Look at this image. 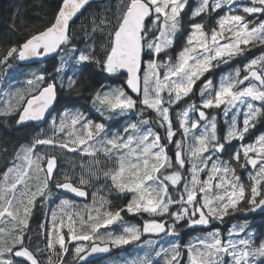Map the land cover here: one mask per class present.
<instances>
[{
  "label": "snow or ice",
  "instance_id": "snow-or-ice-1",
  "mask_svg": "<svg viewBox=\"0 0 264 264\" xmlns=\"http://www.w3.org/2000/svg\"><path fill=\"white\" fill-rule=\"evenodd\" d=\"M88 5L90 0H60L47 24L0 47V76L17 61L58 56L70 58L80 75L98 68L106 80L123 82L108 87L97 80L89 111L104 120L124 118L122 126L118 122L119 130L113 133L111 124L65 107L59 121L52 118L50 136L13 149L20 163L0 173V224L6 225L0 227V264H42L24 242L38 197L47 200L55 195L53 189L89 196V179L81 176L74 182L67 174H56L58 155L65 149L92 158L110 188L127 199L119 208L103 197L97 200L95 193L92 202L83 205L62 200L58 210H52L45 234L47 264H91L93 254L134 242L146 244L151 252L132 264H264V238L257 237L246 218L232 224L226 235L216 227L187 244L168 239L179 237L178 226L209 228L237 213L246 217L264 212V133L243 143L257 124L264 125V0H197L195 6L190 0H122L99 52L79 48L70 33V22ZM213 13L216 26L211 29L195 20ZM17 19L10 16L14 30ZM177 33L184 35V43L173 55L169 50ZM257 46L261 54L246 57L243 70L237 68L234 76H224L218 85L206 78V73ZM198 81L200 104L181 107L174 123L172 106L189 97ZM26 83V89L16 90L15 104L9 100L0 107V117L7 121L14 115L17 126L45 121L65 87L63 79L58 85L44 74ZM77 83L78 77L70 76L67 88ZM75 91L79 94V88ZM206 110H219L226 132L218 131V115ZM150 111L156 114L154 121L146 118ZM153 124L165 134L154 131ZM233 141L241 143L225 160L222 154ZM240 169H250L248 183ZM122 213L141 216L142 225H124L120 233L100 231L123 221ZM145 236L152 238L142 239Z\"/></svg>",
  "mask_w": 264,
  "mask_h": 264
},
{
  "label": "trees",
  "instance_id": "trees-1",
  "mask_svg": "<svg viewBox=\"0 0 264 264\" xmlns=\"http://www.w3.org/2000/svg\"><path fill=\"white\" fill-rule=\"evenodd\" d=\"M121 4L122 0H102L99 3L89 5L82 15L74 20L70 27V33L77 46L81 49L87 48L90 51H102L104 44L107 42L106 30L110 27L109 21L115 23L116 14ZM59 5L60 0H0V47L7 46L17 40H23L29 31L43 27L52 19ZM13 15L18 17V28L16 30L11 27L10 16ZM78 68L79 66L72 64L70 58H62L59 56L55 59L50 58L40 64L23 67L17 61L13 69L6 70L5 74L0 76V89H2L0 91V107H3L9 100L15 104L14 94L16 90L26 89L28 87L26 83L28 79H35L36 75L44 74L46 80L51 81L55 78L58 85L61 79L65 82V87L61 89L63 95L58 96V101L55 106L56 111L62 112L65 107H68V109H76L88 114L96 121H103L105 124H111L112 127H115L114 122L107 123L94 110L89 111L91 109L89 96L93 88L99 87V84L96 83L97 80L108 87L113 84L122 85V82L115 81L113 78L106 80L103 74H99L98 68L95 67L86 69L83 75H80ZM16 69L20 70L16 71ZM74 69L75 71H73ZM73 75L78 77V83L74 85L72 90H69L67 88L68 79ZM76 88H79V94L75 91ZM70 91L71 96H69ZM14 120V115L8 117L7 121L4 117H0V141H3V143H0V173L6 167L12 166L15 163V158L12 155L13 149L19 151L21 145L27 146L38 137V128L33 125H28L18 129ZM58 152L59 150H57ZM68 155L72 154L67 152V150H64L62 155H58L60 165H63L61 158L67 160ZM73 156L76 155L73 154ZM78 164L84 168V163L82 160H80V163H74L73 168L79 172ZM96 173L94 178L100 184L95 180L97 186L93 191L95 192L97 200H99L101 191H103L99 187L109 180H106L104 176L98 177V175L103 174L102 170H96ZM90 187H92V184ZM90 187L87 186L89 192ZM114 199L115 197H112L109 203L113 208H119L126 203V200L123 198L118 200ZM43 200V198H37L35 201L33 212L29 218L30 232L33 231L36 233L40 230L39 224L41 221L40 218L43 215V206L39 205V203ZM83 204L78 203V205ZM122 216L127 222L138 217L127 213H122Z\"/></svg>",
  "mask_w": 264,
  "mask_h": 264
},
{
  "label": "flooded vegetation",
  "instance_id": "flooded-vegetation-1",
  "mask_svg": "<svg viewBox=\"0 0 264 264\" xmlns=\"http://www.w3.org/2000/svg\"><path fill=\"white\" fill-rule=\"evenodd\" d=\"M188 18L185 17V21L187 22ZM196 21L204 23L206 26L211 29L212 27L216 26V16L215 14H212L211 16H201V17H196ZM184 34H186L189 29L185 25L184 29L182 30ZM184 43V35L181 33H177V39L175 43V47L172 50H169L173 55H175V52L179 50V48L183 45ZM261 52L258 50H255L253 54L250 55H245V56H238L232 61H230L228 64H222L220 67L213 69L209 73H206V78H211L213 80L214 84H219L220 80L226 76V75H235V70L237 68L243 70L245 64L247 63V59H251L253 57L259 56ZM247 57V59H246ZM202 86V81H198L197 85L194 87L193 91L194 93L199 92V88ZM211 114H217L218 115V131L219 132H226V125L223 123L222 117L219 116V110H206ZM196 115V114H195ZM240 121H242V115L241 117L238 118ZM160 133V131L158 130ZM260 133H264V125L257 124V126L251 130L249 134H246L245 141L243 143H247L251 140H253L255 137H257ZM163 136V135H162ZM241 142L239 141H233L232 145H226L225 153L223 155V159L225 160H230L231 159V149L234 146L239 145ZM242 156V153H241ZM250 169H240V175L241 179L245 182L248 183V172ZM125 200V199H124ZM245 218L249 221V226L250 228L256 233L257 237L261 236L264 237V212H260L258 214H254L253 212L247 213L246 217L245 214L242 213H237L232 217H227L225 218L224 223H220L218 221H214L213 224L209 228H202V227H196V228H187V227H180V235H203L207 231L211 230L212 228L218 227L222 233L226 235L228 228L232 224L236 223H242ZM185 242L183 241H180ZM116 251H121L124 252L123 249H117ZM103 261V260H100ZM102 263V262H100ZM92 264V263H91ZM93 264H98V263H93Z\"/></svg>",
  "mask_w": 264,
  "mask_h": 264
},
{
  "label": "rangeland",
  "instance_id": "rangeland-1",
  "mask_svg": "<svg viewBox=\"0 0 264 264\" xmlns=\"http://www.w3.org/2000/svg\"><path fill=\"white\" fill-rule=\"evenodd\" d=\"M248 1H249V0H248ZM109 87H119V86H118V85H111V86H109ZM173 106H175V105H173ZM173 106H172V107H173ZM60 115H61V114H59L58 116H54V117L57 118V121H59V117H60ZM97 115L100 116L98 113H97ZM153 115L156 116L155 113H154ZM100 117H101V116H100ZM52 118H53V117H52ZM52 118L49 120L48 124H47L44 128H42V129L40 130V132H39V135H40V136H43V135H48V136H50V135L52 134V129H51V127H50V123H51ZM101 118L104 119L103 117H101ZM146 118H149L150 120H152L151 116H147ZM104 121L107 122V123H109V122H115V121H109V120H104ZM111 131H112L113 133L116 132V131H113V129H112ZM61 135H63V134H61ZM15 163H16V164H19L20 161L15 160ZM89 169H91L92 171H93V170H95V171H96V170H99L97 167H90ZM59 171H62V169L60 168ZM102 176H103V174L98 175V177H102ZM109 181H110V180H109ZM95 185H96V184H95ZM99 188H100V187H99ZM111 192H112V189H111ZM93 193H95V192L93 191ZM53 197H55V195H54ZM101 197H103V196H100L99 199H100ZM103 198H105V197H103ZM90 202H92V199L90 200ZM60 203H61V201H60V202L57 201L56 206H55V207H54V206H51V207L49 208V211L52 212L53 209L58 210ZM50 204H51V203H50ZM42 205H43V209L46 208L45 205H47V200L44 199ZM46 219H48V220H47V222L44 224V225H45V227H44V228H45V229H44V232H43V234H42V232L40 233L41 235H44V238H43L42 243H41V244H42V246H41V250H45V252H44V255H38V256H39V259L42 261V264H47V251H46V238H45V234H46V231H47V229L50 227V224H51V213H50V215H49ZM127 224H131V223H130V222H127V221H125V220H123V221H121V222H117V223H115V224L109 226L108 229H101L100 231H101V232H105V231H113V232H115V233H120V232H122V230H123V226H124V225H127ZM0 227H6V225H4V224H0ZM65 231H66V229H65ZM150 252H151V249H150L146 244H143V243L135 244V245H127V246H125V248H124V252H121V253L119 254V257H120V258H121V257H126V259H124V260H121V259L118 260V259H117V260L114 262V264H132L133 261H138V260L142 259L146 254H149ZM153 259H155V257H153ZM107 264H111V263H107ZM161 264H163L162 261H161Z\"/></svg>",
  "mask_w": 264,
  "mask_h": 264
},
{
  "label": "water",
  "instance_id": "water-1",
  "mask_svg": "<svg viewBox=\"0 0 264 264\" xmlns=\"http://www.w3.org/2000/svg\"><path fill=\"white\" fill-rule=\"evenodd\" d=\"M95 1H100V0H90V4L91 3H93V2H95ZM86 9V8H85ZM84 11V10H83ZM83 13V12H82ZM81 13V14H82ZM81 14H78L77 15V17H79ZM77 17H74V19H73V21L75 20V18H77ZM73 21H71L70 22V26H71V24L73 23ZM47 60V59H46ZM43 61H36V62H33V61H25V62H20L21 64H23V65H30V64H33V63H42ZM55 106V105H54ZM53 106V109L55 108ZM53 109H50V111H49V114L48 115H46V118H45V121H46V119L51 115V113L53 112ZM45 121H39V122H33V121H28V122H26L25 123V125L26 124H30V123H34L36 126H40V125H42ZM59 191H61V190H59ZM62 192V191H61ZM63 193H65V194H67V195H71L73 198H75V199H77V200H83V201H85V200H87V199H85V198H80V197H76L74 194H71V193H67V192H63ZM256 212H260L259 210L258 211H256ZM111 249H110V251H108V252H103V253H95V254H93L91 257H89V260H91V259H94V258H97V257H99V256H104V255H108V254H111Z\"/></svg>",
  "mask_w": 264,
  "mask_h": 264
}]
</instances>
